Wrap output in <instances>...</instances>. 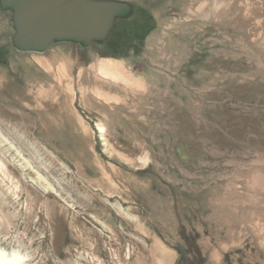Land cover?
Returning <instances> with one entry per match:
<instances>
[{"label":"rangeland","instance_id":"obj_1","mask_svg":"<svg viewBox=\"0 0 264 264\" xmlns=\"http://www.w3.org/2000/svg\"><path fill=\"white\" fill-rule=\"evenodd\" d=\"M120 1L134 17L106 43L45 53L17 50L0 9V109L6 71L58 94L39 60L64 64L90 99L48 135L0 110V137L45 178L9 173L0 147V244L26 264H264V21L246 12L254 4L264 20V0ZM102 59L123 79L101 74Z\"/></svg>","mask_w":264,"mask_h":264},{"label":"bare ground","instance_id":"obj_2","mask_svg":"<svg viewBox=\"0 0 264 264\" xmlns=\"http://www.w3.org/2000/svg\"><path fill=\"white\" fill-rule=\"evenodd\" d=\"M241 5H245L246 7V0L241 2ZM253 5L247 6L246 12L249 14L253 24L261 25L263 23L262 21H264L262 20L263 13L257 8L258 6L254 7ZM262 10L264 11V9ZM38 64L49 74H52V76L58 79L60 86L58 94L55 93L53 98H51L47 90L48 83L35 78H29L26 87L23 88L9 79V74L6 71L5 77L7 76V83L2 92V97L5 100L4 102L9 106L0 109L2 115L15 125L20 132L22 131L30 136H35L37 134L48 135V131L52 129L56 123L61 121L67 122L69 112L72 114L76 113V101L79 100V97L82 105H84L87 100L90 101L89 96L86 95V88L79 84V89L77 90L74 86L75 83L67 79V71L64 64L59 65L57 68L48 60H39ZM98 71L110 80L118 79L120 81L123 79L119 72L118 61L116 62L112 59H102L98 63ZM78 78H81V74H78ZM92 92L98 98L108 103L119 101L117 95L112 94L110 91L103 88V86L96 85L92 89ZM21 106L28 107L27 110H29V112L21 110ZM79 119H81V117ZM99 130L104 141H107L105 138L106 127L104 124L99 125L98 131ZM0 147H2L4 154L9 155L13 160L11 166L7 167L9 173L14 174L16 177L19 175L22 177L33 175L36 181L40 182L42 186L44 185L45 178L41 174L39 167L37 168V166L26 157V154L23 153L20 148L10 143L3 134L0 137ZM0 165L1 167L5 166L4 163L2 164L1 159ZM26 261L27 257L20 253V251L13 250L9 252L0 244V264H26Z\"/></svg>","mask_w":264,"mask_h":264},{"label":"water","instance_id":"obj_3","mask_svg":"<svg viewBox=\"0 0 264 264\" xmlns=\"http://www.w3.org/2000/svg\"><path fill=\"white\" fill-rule=\"evenodd\" d=\"M0 9L12 14L13 44L24 53H45L57 43L104 44L135 13L120 0H0Z\"/></svg>","mask_w":264,"mask_h":264},{"label":"trees","instance_id":"obj_4","mask_svg":"<svg viewBox=\"0 0 264 264\" xmlns=\"http://www.w3.org/2000/svg\"><path fill=\"white\" fill-rule=\"evenodd\" d=\"M143 28H144V26H143Z\"/></svg>","mask_w":264,"mask_h":264}]
</instances>
